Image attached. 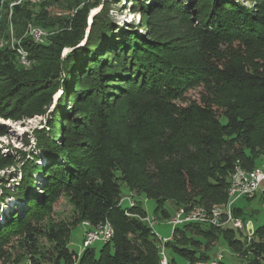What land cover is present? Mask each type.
I'll return each mask as SVG.
<instances>
[{
  "label": "trees",
  "instance_id": "1",
  "mask_svg": "<svg viewBox=\"0 0 264 264\" xmlns=\"http://www.w3.org/2000/svg\"><path fill=\"white\" fill-rule=\"evenodd\" d=\"M121 1L13 7L11 21L31 63L0 47V115H46L48 128L35 131L45 162L38 152L23 153L16 189L0 187L1 200L11 195L27 204L22 217L0 221V258L9 238L23 233L28 264H160L147 212L140 202L124 205L123 186L153 199L154 212L168 218V204H226L236 168L263 163L264 0L250 7L237 0H130L142 16L138 26L116 22L112 6ZM101 5L81 45L89 14ZM6 8L0 2V39L9 24ZM29 24L48 31L47 41L27 34ZM201 84L200 99L178 102ZM19 160L0 153V169ZM35 173L43 176L40 184ZM62 195L80 219L112 225L114 235L98 253L91 246L77 253L63 226L40 225ZM234 214L250 220L243 207ZM40 233L53 244L49 256L38 251ZM244 234L231 225L188 223L174 230L166 249L174 263L207 259L221 238L251 264H264V224Z\"/></svg>",
  "mask_w": 264,
  "mask_h": 264
},
{
  "label": "rangeland",
  "instance_id": "2",
  "mask_svg": "<svg viewBox=\"0 0 264 264\" xmlns=\"http://www.w3.org/2000/svg\"><path fill=\"white\" fill-rule=\"evenodd\" d=\"M148 2V0H143ZM190 3L191 0H185ZM243 5L250 7L253 6L251 0H237ZM130 0H122L118 4H114L112 15L115 18L116 22L120 25L131 23L134 25H141L142 16L140 12H135L131 9ZM101 6L98 7L101 8ZM28 29V28H27ZM46 31V30H45ZM8 33V41H18L21 40V37L16 35L14 26L13 31L10 24H7L6 30ZM47 38L49 32L47 31ZM27 34H29L27 32ZM47 41V39H46ZM65 53H67L65 51ZM30 65L26 66L29 67ZM62 93L60 89L56 98L53 100V107L58 102V99ZM206 93V88L204 85H196L194 88L190 89L185 94V100L178 101L179 103L186 104L188 100L200 99L202 95ZM51 109V110H52ZM46 129L48 128V122L46 115H33L27 116L22 115L16 118H5L0 115V153L8 154L14 157H17V160L23 156V153H26V157H30L31 153H39L41 156V163L45 162V157L41 155L40 151L37 149V139L35 136V131L37 129ZM27 140H29L27 142ZM60 140L57 139V142ZM22 152V153H21ZM264 160V156H263ZM20 162L16 165H8L0 169V187L5 185L12 191L16 189L17 184L21 180V168L23 162ZM260 167V165L258 166ZM36 183L40 184L43 181V176L39 173L34 174ZM248 193L239 197L237 194L230 195L229 201H235L236 204L243 206L245 209V216L250 217L249 221H252L254 224V229H257L259 226L264 224V198L255 195L251 196L250 187H247ZM1 188H0V198H1ZM37 195L40 194V188L35 189ZM3 200L0 199V221L2 222L4 217H7L13 213H20V217L23 216L24 208L26 207V202L18 200L17 198L8 195L2 196ZM122 201L125 202L124 205L127 206L128 203H141L142 207L146 210L147 216L145 220L149 223L153 221L154 228L156 232L163 236H171L173 232L171 218H163L160 213H155V201L153 199H148L144 195L138 194L136 191H130L126 186H123L122 190ZM168 207L171 208L172 213L176 210L173 209L172 204H168ZM157 216V218L155 217ZM239 217V216H237ZM85 220L80 219L79 213L70 202L68 197L62 195L58 202L54 205L53 210L45 215L44 219L41 221L42 226L48 225H60L63 226L68 233V246L71 250L76 251L77 253L82 252L83 250V241L86 233ZM37 224V223H36ZM35 226V224H33ZM232 226V225H231ZM233 227V226H232ZM237 229V228H236ZM238 231V230H237ZM246 234L240 235L242 239H245ZM38 251L44 256H49L53 251V244L49 241L45 233L38 234ZM24 234L12 235L8 242L3 247V254L0 258V264H28L29 255L26 253L25 246L23 243ZM104 242L97 241L91 245L97 253L103 247ZM203 249V247H202ZM210 256H214L217 252H223V264H251L250 259L246 256H243L242 253H239L237 250L233 249L225 240L218 239L212 244L211 247L207 250ZM168 258H172V254L169 249H166ZM179 262H184L181 258L177 257ZM43 264H47L44 262Z\"/></svg>",
  "mask_w": 264,
  "mask_h": 264
},
{
  "label": "built area",
  "instance_id": "3",
  "mask_svg": "<svg viewBox=\"0 0 264 264\" xmlns=\"http://www.w3.org/2000/svg\"><path fill=\"white\" fill-rule=\"evenodd\" d=\"M43 0H0L2 5H6L5 14L7 21L9 19V24L13 31V23L11 21V16L13 13V7L23 3L37 4L41 3ZM27 32L29 35L36 41L44 43L47 39V31L42 28H39L33 24L28 25ZM10 47L15 50L19 61L25 65H30L28 51L22 45L21 40L9 42L8 33L6 36H3L0 39V47ZM264 160L260 167L248 171L244 168L237 167L235 172L230 178V187L228 190V195L237 194L239 197L246 195L248 193L247 187H250L251 196L256 195L259 190L264 191ZM133 205V203H130ZM236 206L235 201H229L224 205H218L213 207L205 206H194V207H185L181 206L177 208L170 216L173 232L174 230L188 223H198L202 225H211L215 227H226L232 225L233 227L242 230L245 234H248L247 231V222L237 217L234 214V208ZM86 225V233L83 241V249L90 247L93 243L97 241H102L104 243L110 241L114 235V230L112 225L109 222H104L98 226L92 225L89 221L84 222ZM153 228L154 232L158 237V247L161 255L160 264H221L224 257L223 252L219 251L214 256H210L207 259L195 260V261H186V262H171L166 253V243L167 241L173 238V232L171 236L163 237L159 235L155 228L153 221L149 223ZM250 236V235H249Z\"/></svg>",
  "mask_w": 264,
  "mask_h": 264
},
{
  "label": "water",
  "instance_id": "4",
  "mask_svg": "<svg viewBox=\"0 0 264 264\" xmlns=\"http://www.w3.org/2000/svg\"><path fill=\"white\" fill-rule=\"evenodd\" d=\"M101 8L98 9V7H95L91 10L90 14H89V17H88V27H87V30H86V36L85 38L81 41V45H83L86 40H87V36L89 34V31H90V26H91V23H92V20L94 18V16L100 11ZM71 50L70 47H66L63 51V55H66L69 51ZM65 51L67 53H65ZM60 90V89H59ZM54 94V99L56 98V95L58 94V91ZM247 231L249 233V235H252L254 233V224L252 221H248L247 222Z\"/></svg>",
  "mask_w": 264,
  "mask_h": 264
},
{
  "label": "crops",
  "instance_id": "5",
  "mask_svg": "<svg viewBox=\"0 0 264 264\" xmlns=\"http://www.w3.org/2000/svg\"><path fill=\"white\" fill-rule=\"evenodd\" d=\"M263 186H264V184H263ZM263 190H259L257 193H256V195H255V197L254 198H256L257 196H260V198H264V196H263ZM236 206H239V207H243V206H240V205H238V204H236ZM244 208V207H243Z\"/></svg>",
  "mask_w": 264,
  "mask_h": 264
}]
</instances>
